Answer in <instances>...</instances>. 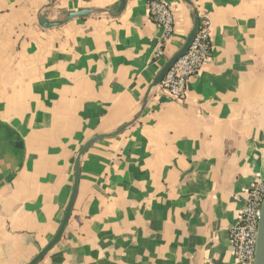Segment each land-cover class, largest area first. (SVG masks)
<instances>
[{
  "label": "crops",
  "instance_id": "1",
  "mask_svg": "<svg viewBox=\"0 0 264 264\" xmlns=\"http://www.w3.org/2000/svg\"><path fill=\"white\" fill-rule=\"evenodd\" d=\"M150 1L118 14L120 0H0V264H29L53 240L83 145L133 121L185 45L194 13L164 0L175 33L155 59ZM192 1L211 22V62L184 101L158 89L136 123L89 148L39 264H236L230 230L264 177V0ZM82 10L95 14L40 26Z\"/></svg>",
  "mask_w": 264,
  "mask_h": 264
},
{
  "label": "built area",
  "instance_id": "2",
  "mask_svg": "<svg viewBox=\"0 0 264 264\" xmlns=\"http://www.w3.org/2000/svg\"><path fill=\"white\" fill-rule=\"evenodd\" d=\"M148 16L163 30L154 55L155 59H160L175 33V15L166 1L152 0L148 4ZM211 51V22L207 16H201L200 28L191 46L167 72L161 91L173 101H184L188 95L190 79L211 62ZM263 203L264 177H257L246 191L244 206L230 230V243L236 264H255L259 214Z\"/></svg>",
  "mask_w": 264,
  "mask_h": 264
},
{
  "label": "water",
  "instance_id": "3",
  "mask_svg": "<svg viewBox=\"0 0 264 264\" xmlns=\"http://www.w3.org/2000/svg\"><path fill=\"white\" fill-rule=\"evenodd\" d=\"M120 1H121V4H120L119 10H118V14H121L124 11V9L126 8V4H127V0H120ZM183 1L192 9V11L194 13V19H195L194 27H193L185 45L182 47V49L178 53H176L173 57H171L168 60V62L164 65V67L162 68V70L160 71V73L158 74L157 78L155 79V81L152 85L151 92L149 93V95L147 96V98L144 101L140 113L136 116V118L133 121L123 125L115 133L108 134V135H95L92 138H90L83 145V147L79 151L77 159H76L75 178H74L72 196H71L69 205L67 207V210L65 212L61 226H60L59 230L57 231L53 240L44 249H42L40 251V253L29 264H39V262H41L44 259V257L58 244V242L62 238V236H63V234L67 228V225H68L69 220L71 218V215H72V212H73V209L75 206V202H76V199L78 196L80 178H81V158L85 155V153L89 150V148L93 144H95L96 142L118 136L121 133H123L127 128H129L131 125H133L134 123H136L138 121L140 116L145 111V108H146L149 100H151L154 97L156 90L161 89L162 81H163L165 75L167 74V72L171 69V67L175 64V62L187 52V50L191 46V44L195 38V35L197 34V32L200 28V16L198 15V11H197L196 6L192 0H183ZM93 14H95V11L82 10V11H79L76 13H71L65 21L55 22V23H51V22L47 21L46 16L43 15L40 17L39 23H40V26L42 28L50 29V28L60 27V26L64 25L65 23H68L74 19L91 16ZM104 14H107V13H104ZM12 134L13 135H12V141L11 142L14 143L18 147V149H20L19 154H21V147L24 146V142L15 132H12ZM255 264H264V203L261 207L260 214H259V228H258V237H257V244H256Z\"/></svg>",
  "mask_w": 264,
  "mask_h": 264
}]
</instances>
